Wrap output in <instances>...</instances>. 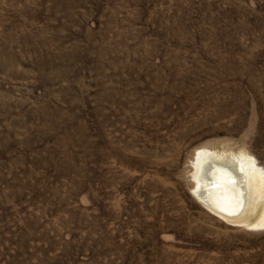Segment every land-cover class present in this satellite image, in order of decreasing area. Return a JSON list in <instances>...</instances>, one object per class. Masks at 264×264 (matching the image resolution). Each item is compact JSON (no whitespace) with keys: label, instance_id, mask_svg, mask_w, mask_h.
<instances>
[{"label":"rangeland","instance_id":"rangeland-1","mask_svg":"<svg viewBox=\"0 0 264 264\" xmlns=\"http://www.w3.org/2000/svg\"><path fill=\"white\" fill-rule=\"evenodd\" d=\"M210 153L264 168V0H0V264H264Z\"/></svg>","mask_w":264,"mask_h":264},{"label":"bare ground","instance_id":"bare-ground-1","mask_svg":"<svg viewBox=\"0 0 264 264\" xmlns=\"http://www.w3.org/2000/svg\"><path fill=\"white\" fill-rule=\"evenodd\" d=\"M195 194L224 219L264 226V168L254 157L205 154Z\"/></svg>","mask_w":264,"mask_h":264}]
</instances>
